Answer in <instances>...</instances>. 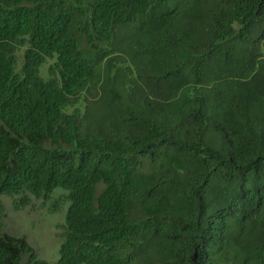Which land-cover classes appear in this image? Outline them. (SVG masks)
Segmentation results:
<instances>
[{"label":"trees","instance_id":"trees-1","mask_svg":"<svg viewBox=\"0 0 264 264\" xmlns=\"http://www.w3.org/2000/svg\"><path fill=\"white\" fill-rule=\"evenodd\" d=\"M57 188L55 264H264V0H0V264Z\"/></svg>","mask_w":264,"mask_h":264},{"label":"rangeland","instance_id":"rangeland-1","mask_svg":"<svg viewBox=\"0 0 264 264\" xmlns=\"http://www.w3.org/2000/svg\"><path fill=\"white\" fill-rule=\"evenodd\" d=\"M63 193L67 192L62 188L55 189L52 198L46 202L32 197L28 205L19 209L14 206L11 197L1 198L5 232L26 238L38 257L49 264H55L60 259L69 203L60 204L56 210L52 207L57 196Z\"/></svg>","mask_w":264,"mask_h":264}]
</instances>
